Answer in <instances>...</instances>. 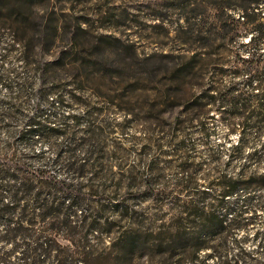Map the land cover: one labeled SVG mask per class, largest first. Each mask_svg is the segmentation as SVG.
I'll return each mask as SVG.
<instances>
[{"label": "trees", "instance_id": "trees-1", "mask_svg": "<svg viewBox=\"0 0 264 264\" xmlns=\"http://www.w3.org/2000/svg\"><path fill=\"white\" fill-rule=\"evenodd\" d=\"M243 1L244 20L234 19L223 27L203 30L193 17L185 15L178 29L183 54L159 79L163 89L158 88L152 94L144 90L146 100L142 105L124 109L130 118L118 123L122 134L131 123L155 122L159 126L143 129L147 136L139 152L143 165L151 150L152 134H165L168 125L175 126L172 130L175 134L185 132L183 128L192 125H199L209 133V120L217 114L224 115L222 118L232 126L236 125L235 119L240 118L244 151L249 147L248 156L255 162L264 157V6L260 7L264 0ZM25 6L32 9L35 5L32 0H23L16 22H21L20 14L27 12ZM4 7L0 0V10ZM35 28L41 35L43 27ZM44 29L51 36V42L46 43L49 50L60 34L61 25L50 23ZM242 30V49L235 53L237 33ZM204 32L211 34L205 45L201 43L207 39ZM73 35L74 43L55 59L40 60L36 43L23 39L17 42L23 49L21 59L32 69V74L16 84L14 93L8 83V97L0 98V264H86L90 258L100 257L112 259L113 264H142L143 259L147 264H264V231L253 235L248 231H231L239 226L237 219L242 218L243 212L227 224L225 215L218 211L238 189H244L249 196L263 192L264 167L236 177L210 179L199 177L193 164L179 161L178 168L186 174L171 186L159 184L161 160L152 158L142 171L129 169L128 179L140 178L142 182L116 186L112 191L111 198L117 203L110 211L125 223L118 226L116 231L121 233L109 249L100 250L89 244L87 234L74 240L68 233L57 232L115 230L107 217H101L100 212L105 208L96 213L90 205L83 209L88 200L87 191L89 195L97 192L92 185L57 175L61 170L78 179L88 172L89 164L91 170L97 168V159L90 163L86 150L115 132L114 128L106 130L110 126L103 118L107 109L91 107L83 98L84 90H79L75 83L91 79L96 68L90 62H99L94 53L84 48L80 49L88 52L85 57L71 51L83 45L77 39L83 36L88 43L94 39L96 46L103 43L95 40L98 37L81 21ZM219 36L224 43L218 45L232 54L228 61L214 59L213 55L218 52L205 50L206 45L214 46ZM72 65L77 71L73 75L75 80L69 83L73 87L68 89L67 84L58 82L64 78L63 70ZM228 75L233 80L221 88ZM242 76L244 79L234 80ZM4 78L5 74L0 72V81ZM240 84L244 86V98L233 95L242 89L237 87ZM139 89L135 87L124 95L131 96ZM54 94L60 101L69 94L75 102L85 106L86 124L82 130H79L80 115L52 119L46 107L53 105L54 100L50 98ZM161 138L156 141L160 142ZM134 139L139 141L142 137ZM38 142L50 144L54 156L49 158L43 151H37ZM163 146L158 143L156 149ZM180 148V144L176 145L175 152ZM99 172L93 171L94 176ZM201 179L204 182H200ZM147 202L150 204L146 205ZM40 219L52 222L41 228L38 227ZM8 245L11 247L7 248Z\"/></svg>", "mask_w": 264, "mask_h": 264}, {"label": "rangeland", "instance_id": "rangeland-1", "mask_svg": "<svg viewBox=\"0 0 264 264\" xmlns=\"http://www.w3.org/2000/svg\"><path fill=\"white\" fill-rule=\"evenodd\" d=\"M2 1L5 7L0 10V72L5 74V78L0 81V98L8 97V83L12 86L11 92L14 93L16 84L24 76L32 74V69L26 67L21 59L23 49L17 43L18 39L36 43L38 59H55L63 49L74 43L73 31L81 21L83 26L87 25L91 34L98 37L95 40L103 43L96 46L93 43L94 39L91 43L84 40L83 36L77 39V42L79 40L83 45L79 44L76 50L71 51L78 57H85L88 52L94 53L99 62H90V65L96 68H94L96 74L91 79L75 83L79 90H84L83 98L91 107L104 106L107 109L103 118L110 126L106 127V130L114 128L115 132L86 150L89 156L87 160L90 163L97 159V168L91 170L89 164L88 172L78 179L61 170L57 171V175L76 183L81 182L82 185H92L93 190L97 192L89 195L87 191L88 200L83 209L90 205L96 213L100 208H105L104 212H100L101 217H107L109 223L115 225V230L102 231L93 228L89 231H57L61 235L68 233L72 239L77 240L87 234L89 244L100 250L109 249L117 235L121 233L116 231L118 226L125 223L110 211L117 203L111 198L112 191L116 186H129L130 183L142 182L140 178L128 179L131 176L129 169L134 167L136 171H142L152 158L158 157L161 160L162 178L158 181L160 185L166 183L172 186L186 174L178 168L179 161L193 164L199 177L208 176L210 179L236 177L263 169L264 157L260 162H255L248 156L251 149L247 147L244 151V130L239 124L240 118L235 119L236 125L232 126L222 118L224 115L217 114L216 118L209 120L207 126L209 133H205L199 125H192L181 127L185 132L175 134L172 132L175 126L168 125L165 134H152L153 140L149 143L151 150L145 156V165L139 160V152L146 143L145 137H147L143 129L148 127L157 129L159 126L155 122L145 125L131 123L122 134L118 124L130 118L124 109L132 110L144 103L146 100L144 90L152 94L158 88L163 89L159 79L183 54L178 29L185 21V15L193 17L192 20L198 23L199 27H203V30H210L215 26L223 27L234 19L244 20L243 0H32L35 6L32 9L24 7V11L27 12L20 14L23 20L21 22H16L15 18L16 14L18 16L19 7L23 5V0ZM262 6L264 2H260V7ZM56 21L61 25L60 34L48 50L46 43L51 42V36L44 32V28L47 24L57 23ZM38 25L43 27L41 35L37 34L35 28ZM223 34L224 32L221 35ZM206 35L207 39L201 40L204 45L211 39L210 33L204 32L203 36ZM236 41L237 44L233 47L235 53L242 49L240 44L244 42V30L237 33ZM220 43H224L221 36L215 40L214 46L206 45L205 50L218 52L217 55H213L214 59L228 61L232 54L219 46ZM198 45L195 44L196 48ZM80 48L88 52H83ZM76 71L74 65L65 68L62 72L64 78L58 83L67 84L68 89L73 87L69 83L75 80L73 75ZM242 79L244 76L234 80ZM231 80L233 78L228 75L221 88L228 85ZM135 87L140 89L131 96L124 95ZM237 87L242 89L233 95L244 98L243 84ZM52 97L50 99L54 100L53 105L46 107L52 119L80 115L82 120L79 130H82L86 124L85 106L75 102L69 94L64 95L62 101L56 94ZM170 120L173 121L174 118ZM160 136L162 138L157 142ZM137 137L142 139L135 141L134 138ZM170 139L173 141L169 142ZM158 143L164 145L160 150L156 149ZM179 144L181 148L175 152V146ZM236 146L241 147L236 149ZM35 149L43 151L49 158L54 156V149L47 142H38ZM97 170L100 172L94 176L93 171ZM199 181L204 182L202 179ZM122 193L124 194L123 191ZM148 204L150 203L147 202L146 205ZM218 211L225 215L227 224L232 223L236 215L243 212L242 218L237 219L239 226L231 231H248L251 235L256 231H264V191L249 196L244 189H238L218 207ZM84 213L86 214L87 211L84 210ZM100 221L103 223V219ZM51 222L50 219H40L38 227H47ZM245 223L247 225L244 228ZM61 240L65 242L62 238ZM10 247L11 245L7 246ZM77 255L76 253L75 256ZM86 264H113V262L112 259L100 257L90 258ZM142 264H147V260L143 259Z\"/></svg>", "mask_w": 264, "mask_h": 264}]
</instances>
